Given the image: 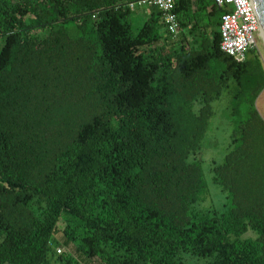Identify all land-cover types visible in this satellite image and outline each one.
Listing matches in <instances>:
<instances>
[{"label": "trees", "instance_id": "16d2710c", "mask_svg": "<svg viewBox=\"0 0 264 264\" xmlns=\"http://www.w3.org/2000/svg\"><path fill=\"white\" fill-rule=\"evenodd\" d=\"M138 1L0 0V264H264V62L221 51L213 0H175L177 39L152 6L134 33ZM224 91L228 203L203 209L190 158ZM65 212L90 261L57 254Z\"/></svg>", "mask_w": 264, "mask_h": 264}, {"label": "rangeland", "instance_id": "374dc122", "mask_svg": "<svg viewBox=\"0 0 264 264\" xmlns=\"http://www.w3.org/2000/svg\"><path fill=\"white\" fill-rule=\"evenodd\" d=\"M149 4L144 5L141 8H138L136 5L133 7L131 11V24L134 33H138L140 29L143 27L147 18L150 14ZM214 19V18H213ZM211 19L207 16H202L201 24L205 26ZM181 34V32H180ZM180 34L176 37V39L180 36ZM187 34V33H186ZM175 39V38H174ZM256 40V48L253 50L257 55L261 57L264 62V40L257 34L255 35ZM3 45V40L0 38V50ZM231 101L232 97L229 91H224L222 96L212 102L213 108V117L210 119L209 128L205 139L202 144V149L197 155L190 158V161H194L198 159L202 161L203 173L204 177L208 183V194L205 196L204 200L198 205L203 209L208 207H221L224 204L228 203V194L223 191V189L216 185L213 182V173L212 168L214 164H220L225 155L230 151L231 146V135L233 132V121L231 117ZM257 109L260 114L264 118V91L260 95L257 100ZM74 218V217H73ZM82 223L78 219H73L69 213L65 212L58 223V234L55 236L54 242L59 244L58 248L62 250V253L72 254L80 263H85L88 260L82 253L77 252L74 245L68 241L66 236L63 234V229L66 225H72V227H77V229L83 231L84 227L79 226ZM254 237L256 236L254 233L252 234ZM1 242V238H0ZM57 248V247H55ZM87 264H101L98 260H94L91 263Z\"/></svg>", "mask_w": 264, "mask_h": 264}, {"label": "built area", "instance_id": "2783aa9c", "mask_svg": "<svg viewBox=\"0 0 264 264\" xmlns=\"http://www.w3.org/2000/svg\"><path fill=\"white\" fill-rule=\"evenodd\" d=\"M21 1V0H12ZM222 10L220 19L221 51L244 62L247 54L256 48L255 35L261 36V27L252 0H213ZM149 4L161 12L162 27L170 36L180 34L179 19L175 12V0H139L130 5L131 9ZM1 36V29H0ZM57 254H62L60 248Z\"/></svg>", "mask_w": 264, "mask_h": 264}, {"label": "water", "instance_id": "95a60500", "mask_svg": "<svg viewBox=\"0 0 264 264\" xmlns=\"http://www.w3.org/2000/svg\"><path fill=\"white\" fill-rule=\"evenodd\" d=\"M260 23L261 31L264 33V0H252Z\"/></svg>", "mask_w": 264, "mask_h": 264}, {"label": "bare ground", "instance_id": "6f19581e", "mask_svg": "<svg viewBox=\"0 0 264 264\" xmlns=\"http://www.w3.org/2000/svg\"><path fill=\"white\" fill-rule=\"evenodd\" d=\"M261 37H262L263 40H264V33H263V31H261Z\"/></svg>", "mask_w": 264, "mask_h": 264}]
</instances>
